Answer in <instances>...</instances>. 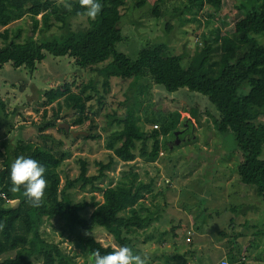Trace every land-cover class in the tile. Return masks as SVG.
Returning <instances> with one entry per match:
<instances>
[{
  "label": "trees",
  "instance_id": "obj_1",
  "mask_svg": "<svg viewBox=\"0 0 264 264\" xmlns=\"http://www.w3.org/2000/svg\"><path fill=\"white\" fill-rule=\"evenodd\" d=\"M181 1L185 3V12L195 14L202 13L206 5L215 13L223 6V0ZM146 2L138 0L134 6L143 9ZM155 2L151 13L153 17H158L161 14L159 3L163 0ZM65 3L72 7L65 8ZM100 3V13L94 20L88 18L87 27L73 29L72 19L82 16L83 12L79 0H0V68L9 64L15 69L33 71L50 54L72 58L79 68L91 69L102 78L103 95L98 93L95 79L82 85L77 93L71 91L68 84L45 91L47 104L57 102L58 109L51 120L38 128L40 138L52 139L44 132L58 127L61 101L68 110L72 109V123L80 125L89 119L87 112L91 107L87 103L93 97L92 92H96L98 103L102 105L101 100L110 88V78L130 81L125 98L119 103L123 113L107 115V125L115 129L107 132L104 146L112 156L107 163L95 162L96 174H88V161L79 158L78 175L72 179L65 176L62 183L60 167L66 153L58 155L48 147L23 140L15 145H8L6 140L0 143V193L14 200L13 203H6L0 198V264H34V259L41 260V264H76L59 245L42 237L40 225L44 219H61V233L82 246L91 262L94 250H99L102 255L121 245L134 250L139 231H145L156 220L155 213L142 202L146 194L153 192L155 180L151 178L149 182H144L137 173L129 171L114 186L104 189L97 183L117 162L135 161L137 143L141 144L138 155L146 162H156L163 136L178 130L176 125L180 115L177 112L171 115V120L164 119L165 123L159 130L154 129L149 134L141 131L136 106L144 86H161L170 93L186 89L206 97L218 113L214 117L211 111L207 112L213 129L235 136L242 155L237 166L240 183L253 187L256 196L264 200V0L242 3L237 9H241L244 15L235 22L233 31L220 35L216 30L212 40L203 38L187 63L183 55L169 52L167 42L143 47L136 60L117 52L116 45L124 39L120 9L126 0H100ZM24 17L31 21V34L37 33L38 37L23 38L21 28L9 27ZM133 20L131 23L136 24ZM54 27L58 29V34L49 33ZM169 29L167 27L166 31L169 32ZM190 108L188 111L200 125L198 108ZM0 111L6 113V117L9 115L1 99ZM45 114L46 111L43 117ZM1 124L12 128L0 116ZM59 130L67 134L63 128ZM100 138L98 135L83 136L85 140ZM20 155L32 157L46 168L47 187L39 206L26 200L22 188L14 190L9 180L11 162ZM77 186L101 192L102 202L94 196L90 202L85 199L73 202L68 190ZM88 208L93 209L91 214L87 218L82 217L81 213ZM98 228L112 234L114 246L102 245L95 238ZM239 235L234 233L235 238ZM150 239L151 236H148L143 242ZM10 253L14 255L1 259ZM240 263L244 264L243 261Z\"/></svg>",
  "mask_w": 264,
  "mask_h": 264
},
{
  "label": "rangeland",
  "instance_id": "obj_2",
  "mask_svg": "<svg viewBox=\"0 0 264 264\" xmlns=\"http://www.w3.org/2000/svg\"><path fill=\"white\" fill-rule=\"evenodd\" d=\"M137 1L126 0L120 9L124 39L116 45V51L130 60H136L143 47L167 42L169 52L183 55L185 63L193 56L203 38L212 40L216 30L220 35L231 33L235 22L244 15L237 8L246 2L223 0L218 12L206 5L202 13L195 14L185 12V3L181 0H163L159 3L160 16L153 17L151 8L156 0H146L147 5L143 9L135 8ZM133 19L136 24L131 23ZM71 25L73 29L85 28L88 18L78 16L72 19ZM166 26L170 27L169 32ZM9 27L21 28L23 38L38 37L37 33L31 34L28 17L13 22ZM49 33L58 34L59 31L54 27ZM94 79L98 93L103 95L102 78L91 69L79 68L72 58L47 54L33 71L15 69L5 64L0 68V99L5 102L9 115L6 117V113L0 111V116L12 128L1 124L0 143L6 140L8 145H15L23 140L48 147L58 155L66 153L60 167L62 183L65 176L72 179L78 175L79 158L88 161V174H96L95 162L107 163L112 156L104 146L107 132L115 129L107 125V115L123 113L124 109L119 103L125 98L129 80L110 78V88L101 100L102 105L98 103L96 92H92L93 97L87 103L91 107L87 112L89 119L80 125L72 123V109L68 110L60 102L61 116L57 122L68 124L75 136L63 133L59 127L44 132L52 139L38 136V128L51 120L58 109L57 102L47 104L44 92L68 84L71 91L77 93L82 85ZM140 92L136 114L141 131L149 134L154 129L159 130L165 123L164 119L171 120L174 113L178 112L180 117L176 125L178 130L163 136L156 162L144 161L138 155L141 144L137 143L135 161L117 162L107 176L97 183L104 189L114 186L129 171L137 173L144 182H149L151 178L155 180L153 192L146 194L142 202L155 213L156 220L145 231H139L133 251L146 255L148 264H222L224 260L228 264H240L244 260L242 257H245V264H264V200L256 196L253 187L240 183L237 166L242 155L234 134H221L213 129L208 111L217 117L214 106L206 97L186 89L170 93L161 86L152 85L142 87ZM186 103L198 108L200 125L188 111L191 108ZM88 135L101 138L83 139ZM148 148H151V141ZM68 193L73 202L83 199L90 202L93 196L102 202V193L92 192L90 187L81 189L77 186ZM92 210L88 208L81 216L87 218ZM62 229L61 219H44L40 234L45 240L59 245L73 257L76 264H92L85 249L62 234ZM189 232H196V240L187 241ZM234 233L241 235L235 238ZM94 236L102 245L114 246L112 234L98 228ZM148 236L151 239L143 242ZM201 236L205 238H202L198 248L197 240ZM206 239L208 242L205 243ZM13 255L6 254L1 259ZM34 264H41V260L34 259Z\"/></svg>",
  "mask_w": 264,
  "mask_h": 264
},
{
  "label": "clouds",
  "instance_id": "obj_3",
  "mask_svg": "<svg viewBox=\"0 0 264 264\" xmlns=\"http://www.w3.org/2000/svg\"><path fill=\"white\" fill-rule=\"evenodd\" d=\"M83 8L82 15L94 20L101 10L100 0H79ZM65 8H71L69 3L64 4ZM46 168L38 160L20 155L17 156L9 168V180L14 190L23 189V195L28 202L39 206L47 187L45 178ZM92 264H148V257L134 252L129 246L121 245L113 251L101 254L99 250L91 253Z\"/></svg>",
  "mask_w": 264,
  "mask_h": 264
},
{
  "label": "built area",
  "instance_id": "obj_4",
  "mask_svg": "<svg viewBox=\"0 0 264 264\" xmlns=\"http://www.w3.org/2000/svg\"><path fill=\"white\" fill-rule=\"evenodd\" d=\"M0 198H2L4 201H6V203H12V202H10V200L7 199L2 193H0ZM192 236H194V233H193V232H189V233H188V237H187V241H188V242L191 241ZM222 264H228V262L224 260V261L222 262Z\"/></svg>",
  "mask_w": 264,
  "mask_h": 264
},
{
  "label": "water",
  "instance_id": "obj_5",
  "mask_svg": "<svg viewBox=\"0 0 264 264\" xmlns=\"http://www.w3.org/2000/svg\"><path fill=\"white\" fill-rule=\"evenodd\" d=\"M58 127H59V128H63V129L65 130V132H67V133H71V135H73V136L76 135V133L73 132V131L70 129V126H69L68 124H59ZM176 134H177V133H176ZM176 136H178V135H176ZM176 143H178V140H176ZM0 167H1V165H0Z\"/></svg>",
  "mask_w": 264,
  "mask_h": 264
},
{
  "label": "crops",
  "instance_id": "obj_6",
  "mask_svg": "<svg viewBox=\"0 0 264 264\" xmlns=\"http://www.w3.org/2000/svg\"><path fill=\"white\" fill-rule=\"evenodd\" d=\"M199 235H200V234H199ZM194 238H195V240H196V238H197V237H196V232H194V236L192 237L191 241H193ZM202 238H205V237H202V236H201V237H199L198 240H197V241H198V245H197L198 248H200V246H201V244H202V243H201ZM191 241H190V242H191ZM206 242H208L207 239H206L205 243H206ZM231 250H232V249H231ZM229 253H230V252H229ZM242 258H244V260H245V257H242ZM244 260H243V263L245 264V261H244ZM240 264H241V263H240Z\"/></svg>",
  "mask_w": 264,
  "mask_h": 264
}]
</instances>
